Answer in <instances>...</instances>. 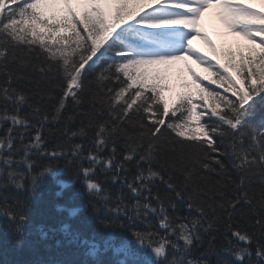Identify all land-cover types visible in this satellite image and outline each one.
Returning <instances> with one entry per match:
<instances>
[{"label": "snow or ice", "instance_id": "snow-or-ice-1", "mask_svg": "<svg viewBox=\"0 0 264 264\" xmlns=\"http://www.w3.org/2000/svg\"><path fill=\"white\" fill-rule=\"evenodd\" d=\"M56 2L63 3V15L47 12ZM71 2L0 0V127L9 124L0 137V188L34 191L35 178L31 190L20 183L29 174L20 169L35 165L33 154L80 159L85 150L80 143L71 152L60 143L47 151L44 130L52 125L68 141L91 139L88 166L80 165L91 195L105 193L94 179L97 167L130 193L118 190L110 208L131 222L133 237L119 250L127 259L114 264H213L212 256L215 264H264V13L237 0H148L147 10L136 12L127 9L128 0H77L83 5L77 14ZM213 6L221 8L230 29L259 48L241 54L239 67L213 63L192 47L202 35L201 14ZM185 57L211 71L210 84L222 91L193 74L197 98L181 94L170 109L162 95L164 77L154 66ZM103 58L111 62L86 85L89 70L95 72ZM129 124L138 135H128ZM105 151L107 158L101 155ZM227 155L240 174L237 193L258 172V196H233L235 182L221 159ZM27 198H17L12 207L0 205V216L11 213L18 236L27 221ZM110 199L106 195L103 203ZM241 204L246 211L234 224ZM153 218L156 224L150 223ZM101 224L115 227V221Z\"/></svg>", "mask_w": 264, "mask_h": 264}, {"label": "trees", "instance_id": "trees-1", "mask_svg": "<svg viewBox=\"0 0 264 264\" xmlns=\"http://www.w3.org/2000/svg\"><path fill=\"white\" fill-rule=\"evenodd\" d=\"M147 5L146 0H136L127 9L136 12ZM10 6L7 5V7ZM79 13L77 12V14ZM256 52H259V48L256 49ZM207 53L211 54L213 58L220 56L222 63L231 61L239 67L241 54L247 57L250 54V49L234 53L228 48L223 51L220 47L211 45ZM110 62L108 58L98 61L99 67L95 69V72L89 70L88 78L85 81L86 85L93 83L96 75ZM230 70L236 77L235 70ZM199 77L204 81L209 80V87L215 86L216 90L222 91L219 85L210 84V81L214 79L213 74L199 75ZM237 83H240L239 79H237ZM71 107L72 105L69 103L70 110ZM27 111L29 110L25 109V112ZM8 127L9 124L7 123L0 127V137L7 134ZM56 127H59V125H56ZM126 131L129 136L138 135L133 131L131 124H129ZM44 134L48 140L47 151L49 152L58 143L62 145L65 152H71L72 147L77 143L82 144L85 150L80 159L75 160L74 163L71 162V156L49 160L47 157H38L33 154L32 159L35 161V165L31 169L23 167L20 169L29 172L20 183L31 190L33 188V178H35L34 191L30 193H26L23 189L17 191L11 185L7 188H0V205L4 207H12L17 198L23 201L26 196L28 197L26 202L27 221L23 225L19 236L15 232L16 225L11 222V213L7 214V218L0 216V264H53L55 261H58L59 264H114L120 258L127 259L123 253H118L115 249L133 239L129 230L131 222L124 216H114L110 211V208L114 207L117 202L115 194L118 190H123L125 196L130 197L127 188L122 189L120 184L113 185L111 173L106 169L97 167L94 179L100 181L104 186L105 193L100 196L91 195L86 188L82 168L80 167L81 164L84 167L88 166L85 157L88 155V150L93 147L91 139L73 138L68 141L59 133H55L52 125L44 130ZM28 142L29 138H26L24 143ZM122 143L123 140H121ZM60 150L57 149V151ZM227 151L231 153L230 148ZM20 155L22 156L23 153ZM101 155L107 158L110 152L105 151ZM221 159L227 166L230 181L235 182L231 184L230 188L233 196L244 193L249 196L256 193L258 196L261 180L259 173L255 172L250 175L243 182L240 192L237 193V185L241 183L240 174L233 167L230 155L222 156ZM46 168H51L52 171L46 172ZM129 179H131V176H129ZM108 194H111L112 199L108 201V204H105L103 200ZM4 197H7L6 202ZM131 202L130 199L125 200V203ZM93 205L96 207L94 208ZM246 207L244 204L237 207L232 223L238 224L241 222L242 212L246 211ZM3 210V207H0V211ZM72 210L75 211L72 212ZM218 214L222 215L224 220L228 219L227 212L221 210ZM181 215H187V211L183 207H181ZM244 219L246 220V217ZM102 220L115 221V227H106L101 224ZM121 221L124 222L125 227H120ZM150 223L156 224L157 221L153 218ZM135 227L143 229L144 225L137 223ZM215 235L217 236L216 243H219V233ZM17 239L22 240V244L18 245ZM93 240L98 241L102 246L106 245V241L108 245L113 244V246H106V249L96 255L91 249L90 241ZM205 246L207 245L205 244ZM200 251L202 249L197 250L194 255L198 256ZM143 258L144 256L141 255V259ZM223 258L228 259L229 257L224 255ZM210 259L215 264L216 257L212 256Z\"/></svg>", "mask_w": 264, "mask_h": 264}, {"label": "rangeland", "instance_id": "rangeland-1", "mask_svg": "<svg viewBox=\"0 0 264 264\" xmlns=\"http://www.w3.org/2000/svg\"><path fill=\"white\" fill-rule=\"evenodd\" d=\"M237 2L249 5L252 9L259 10L261 13L264 11V8H262V5H264V0H237ZM70 6H73L74 9L79 12L83 11V5L78 3L77 0H72ZM47 12L49 14L55 13L57 16L63 15L64 5L60 2L51 4L47 8ZM212 14L214 15V17H210V13L208 12L205 13L204 16H201L198 21V27L202 35L199 37H195L192 40L193 49H199L198 54H200L199 47L207 48L210 42L221 44L224 47L230 44L231 46H235L236 44H250L249 41L246 40L243 36L239 35L237 32L229 28L220 7H217L215 9V12ZM220 20H224L226 23L223 28L212 29L208 27L211 21H214V24L222 25L223 23ZM202 23L203 26L201 29L200 26L202 25ZM154 67L158 69L164 77L162 83L165 85V90L162 92V95L165 102L169 105V108H172L175 105L177 97L181 94H188L189 92H191L195 100L197 98L198 89H195L194 87L195 81L193 74L197 76V73H209V71L205 70L204 65L199 64L194 58L189 57H185L184 59L177 61H172L166 65H159ZM133 71L135 73L137 69L134 68ZM148 71L149 74H151L152 70L149 69ZM196 127L197 125L194 124L193 128ZM73 211L75 210H72V212ZM110 246H113V244H110ZM122 248L123 247H118V249H115V251L119 253V250ZM141 255L143 254L141 253Z\"/></svg>", "mask_w": 264, "mask_h": 264}, {"label": "bare ground", "instance_id": "bare-ground-1", "mask_svg": "<svg viewBox=\"0 0 264 264\" xmlns=\"http://www.w3.org/2000/svg\"><path fill=\"white\" fill-rule=\"evenodd\" d=\"M215 9L216 7L213 6V7H209V8H206L205 11H207L208 13H210V17H214V15L212 13L215 12ZM223 24L220 25V24H214V21H211L210 25H208V27L212 28V29H220V28H223L225 26V21L224 20H220Z\"/></svg>", "mask_w": 264, "mask_h": 264}]
</instances>
